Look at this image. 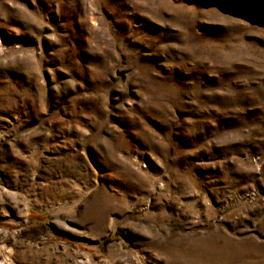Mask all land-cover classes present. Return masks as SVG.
Segmentation results:
<instances>
[{
  "label": "rangeland",
  "instance_id": "374dc122",
  "mask_svg": "<svg viewBox=\"0 0 264 264\" xmlns=\"http://www.w3.org/2000/svg\"><path fill=\"white\" fill-rule=\"evenodd\" d=\"M0 264H264V0H0Z\"/></svg>",
  "mask_w": 264,
  "mask_h": 264
}]
</instances>
